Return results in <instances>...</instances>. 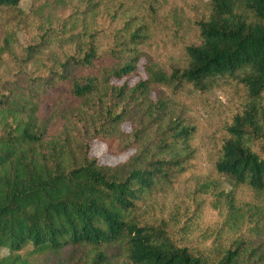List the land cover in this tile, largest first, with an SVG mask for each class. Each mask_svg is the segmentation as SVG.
Here are the masks:
<instances>
[{
	"label": "trees",
	"instance_id": "trees-1",
	"mask_svg": "<svg viewBox=\"0 0 264 264\" xmlns=\"http://www.w3.org/2000/svg\"><path fill=\"white\" fill-rule=\"evenodd\" d=\"M21 1L0 0V11L22 15ZM87 1L128 12L126 0ZM151 1L109 44L89 24L55 29L45 5L35 10L39 41L22 47L20 29L2 38L0 264H264V243L251 240L264 233V0H194L198 42L167 66L144 49L151 28L141 19L159 18ZM9 57L17 70L3 76ZM143 57L146 77L132 83ZM233 81L245 90L240 111L211 144L210 170L195 171L198 127L172 96ZM98 140L134 153L102 163L91 154ZM243 187L257 196L249 206L237 200ZM204 195L224 223L200 249L188 240Z\"/></svg>",
	"mask_w": 264,
	"mask_h": 264
},
{
	"label": "rangeland",
	"instance_id": "rangeland-1",
	"mask_svg": "<svg viewBox=\"0 0 264 264\" xmlns=\"http://www.w3.org/2000/svg\"><path fill=\"white\" fill-rule=\"evenodd\" d=\"M98 1L100 0H94L93 3L95 4ZM140 1L126 0L125 7L128 8V12L123 13L121 17L120 15L113 17L102 6L95 12L94 9L89 8L90 4L87 0H22L21 9L24 10L22 15L16 11H0V44L8 31H19V29L22 31L18 32L17 38L22 47L28 45L31 41H39L40 37L35 24L40 23L41 20L40 15L35 10L41 5H45L43 13L52 18L55 29L64 27V31L69 34L72 31H79L85 24H89L92 28L104 31L103 35L106 39L104 38L102 42L109 44L115 40L113 37L114 31L124 25L128 19V14L131 17L138 15L139 18L146 16L148 5L141 4ZM153 4L155 5V2ZM197 6L203 5L199 1L196 5L194 0H158L155 7L159 11V18L152 19L148 14V17L141 19L148 23L151 28V36L144 47L150 59L159 61L166 66L170 65L175 61L172 56L180 57L186 44L198 42L195 20L201 15V11H198ZM86 9L90 11L86 13ZM175 18L181 23L179 28L175 24ZM20 50V47H17V51ZM142 59L139 69L140 76L133 78L132 83L146 77L143 69L146 57ZM7 60L10 66L9 69L7 67L2 68L1 73L3 76L10 73L11 68L13 71L17 70L15 61L11 57ZM233 82L231 85L221 84L212 92L206 94L205 97L193 95L194 99H192L188 95L189 93L181 97L172 96V98L176 97L175 100L184 117L198 127L197 136L193 141V144L199 150L194 167L195 171L210 170L212 167L210 151L213 149L211 144L224 136L226 126L231 122L233 116L240 111L245 90L239 82ZM123 128L129 131L131 130V124L129 122L125 123ZM133 153L134 150H131L115 155L110 151L107 143L101 140L92 142V156L97 157L105 164L116 165L124 162ZM221 186L226 191L231 188L226 179H222ZM203 197L206 204L202 213L197 218L195 217V224L189 233L193 240H188L189 243L200 249L209 248L212 245L217 236V230L224 223L221 212L211 204L214 197L206 195ZM255 198L257 196L245 187L237 193V200L243 206H249L250 202L255 201ZM222 239L225 240V235ZM251 240L255 245L260 242L264 243V233L258 238L252 237ZM6 253L5 249L0 250V256Z\"/></svg>",
	"mask_w": 264,
	"mask_h": 264
}]
</instances>
